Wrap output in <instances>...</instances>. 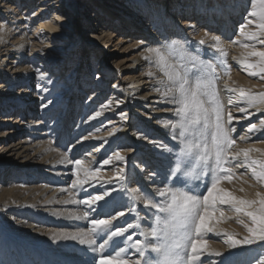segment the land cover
Wrapping results in <instances>:
<instances>
[{"label":"bare ground","instance_id":"1","mask_svg":"<svg viewBox=\"0 0 264 264\" xmlns=\"http://www.w3.org/2000/svg\"><path fill=\"white\" fill-rule=\"evenodd\" d=\"M258 8L257 0H0V264H96V257L107 256L110 249L94 253L70 236L88 231L98 213L113 212L101 216L111 220L112 230L127 227L122 221L130 209L122 204L137 209L132 215L147 214L143 201L126 198L91 207L71 202L100 194L101 186L130 191L142 185L155 193L173 183L183 187L180 181H185L206 194L211 173L177 181L179 174L172 171L184 138L171 124L165 127L175 119V93L164 96L161 82L166 84L167 77L148 49H159L167 66L180 70L181 53L168 50L173 41L214 64V96L201 97L211 119L196 143L209 149V163H214L212 108L218 102L224 127L235 140L223 157L231 179H223L220 187L238 199L257 201L250 210H258L264 179H257L252 168L259 172L264 164V101L249 105L246 99L264 94L262 60L252 55L264 52V31L250 14ZM242 24L245 33L257 34L254 39L240 34ZM213 37L220 38L226 56L216 52ZM253 123L257 128L249 131ZM117 152L124 161L116 159ZM76 160L82 163L77 166ZM253 160L258 164L250 166ZM97 168L95 178L76 184L86 170ZM216 208L213 231L202 236L208 252L233 253L245 261L259 256L264 241L236 248L225 243L228 235L251 239L245 227L252 226L250 218L230 204ZM84 212L87 220L75 219ZM141 227L151 224L142 220ZM129 234L144 239L138 231ZM127 256L137 254L130 250ZM221 259L207 252L201 257L216 264Z\"/></svg>","mask_w":264,"mask_h":264},{"label":"snow or ice","instance_id":"2","mask_svg":"<svg viewBox=\"0 0 264 264\" xmlns=\"http://www.w3.org/2000/svg\"><path fill=\"white\" fill-rule=\"evenodd\" d=\"M257 2L258 10H254L250 14L258 17L257 26L264 31V0H257ZM0 30H3V25H0ZM240 34L250 40L257 35L255 32L245 33L243 24L240 26ZM213 39L216 40V52L221 56H226L227 53L220 47V38L213 37ZM179 43L173 41L168 45V50L181 53L180 59L183 63L180 70L170 69L159 49H148L149 53L156 55L158 66L167 77L166 84L161 82L165 87L164 96L167 97L175 93L173 96V102L176 105L175 119L174 122H166L165 127L171 124V128L178 129V135L184 138V146L180 153L181 159L172 171L174 175L179 174L177 181H180V176H183L185 180H190L191 178L199 179L201 175L211 173L210 187H206V194L202 195L199 186L194 191L185 181H180L184 184L183 187H176L173 183L155 193L150 192L142 185L140 188H132L130 191L123 187L120 189L113 187L109 190L101 186L100 194L90 195L88 199L80 201L73 199L71 202L91 207L101 200L108 204L110 201L119 203V200L126 198L133 203L143 201V210L147 215L145 217H141L139 214L132 215L131 213L137 212V209L132 208L130 203L122 204L120 208L130 209L128 218L122 221L127 227L117 226L115 230H112L111 220L101 218V216H113V212L98 213L95 218L90 220L91 228L88 231H81L70 238L78 239L81 244L92 246L94 253H104L106 248L110 249L107 256L96 257V264H216L215 261H201V257L206 252L209 256L222 257L219 264H264V249L261 250L259 256L252 258L251 261H245L234 258L236 254L233 253L223 256L218 251L208 252V242L202 239L205 232L213 231L210 224L216 218L217 204H230L235 212L243 213L250 218L252 226L245 225V227L252 238L246 237L241 241L228 235L225 243L236 248L241 244H253L256 240L264 241V197L258 201L260 206L258 210H250L257 201L238 199L231 192L220 187L223 179H231L229 169L223 167V157L225 150L235 144V140L231 139L229 130L224 127L222 108L218 102L212 108V112L215 113L214 163H209L210 157L207 155L209 149L206 146L202 149L201 145L196 143L197 138L204 137L211 119L209 109L204 107L201 97L214 96L215 66L211 61L202 60L198 54L178 48ZM199 44L203 45L204 41H199ZM252 55L261 57L262 63L259 67L260 71L264 72V52H255ZM145 59L147 60L148 57ZM221 62L223 63V60ZM246 66L249 69L258 67L255 64ZM148 75L151 76L152 73L149 72ZM251 75L255 76L257 73L252 71ZM159 90L157 88V91ZM241 95L243 96L244 93L242 92ZM246 99L248 104L252 105L257 101H264V94L259 97L248 96ZM240 110L244 111L243 108ZM232 119L233 117L229 113L227 120L230 122ZM256 128V124L253 123L249 131L256 130ZM244 155L247 157V151L244 152ZM116 159L124 161L125 157L117 152ZM109 162V160L104 161L105 164ZM75 163L79 166L82 162L76 160ZM257 164L258 162L253 160L250 166ZM259 167V172L255 167L252 168L253 174L257 179H264V164H260ZM218 172L225 173V175H217ZM98 174L99 168L91 172L86 170L85 179L83 181L77 179L76 184L83 185L88 182L89 177L95 178ZM164 182L168 183L167 177ZM112 192H116V197L112 196ZM105 197L108 199L105 200ZM113 211L120 217L125 216L123 210L114 209ZM220 215L222 216L223 213L221 212ZM88 218L87 212L75 216L77 220H87ZM133 220L136 223H132ZM142 220L150 222V229L141 227ZM130 229L138 231L144 239H134L131 234L125 236V233ZM97 240L102 242L97 245ZM130 250L135 251L136 258L127 256Z\"/></svg>","mask_w":264,"mask_h":264},{"label":"rangeland","instance_id":"3","mask_svg":"<svg viewBox=\"0 0 264 264\" xmlns=\"http://www.w3.org/2000/svg\"><path fill=\"white\" fill-rule=\"evenodd\" d=\"M82 29H83V27H82V26H79V27H78V31H79V32H81V31H82ZM113 82H114V81H113Z\"/></svg>","mask_w":264,"mask_h":264}]
</instances>
